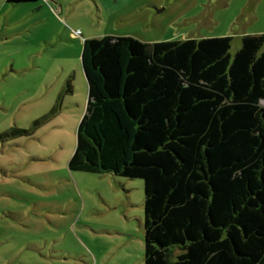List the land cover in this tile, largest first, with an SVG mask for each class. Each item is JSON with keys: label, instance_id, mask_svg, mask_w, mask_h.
I'll return each instance as SVG.
<instances>
[{"label": "trees", "instance_id": "trees-1", "mask_svg": "<svg viewBox=\"0 0 264 264\" xmlns=\"http://www.w3.org/2000/svg\"><path fill=\"white\" fill-rule=\"evenodd\" d=\"M231 41L83 40L68 168L142 180L143 264H264V33Z\"/></svg>", "mask_w": 264, "mask_h": 264}, {"label": "rangeland", "instance_id": "rangeland-1", "mask_svg": "<svg viewBox=\"0 0 264 264\" xmlns=\"http://www.w3.org/2000/svg\"><path fill=\"white\" fill-rule=\"evenodd\" d=\"M260 33L264 0H0V264H143L142 180L68 168L85 38Z\"/></svg>", "mask_w": 264, "mask_h": 264}]
</instances>
